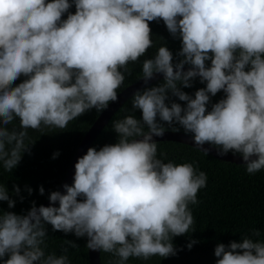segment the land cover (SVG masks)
<instances>
[{
  "label": "clouds",
  "instance_id": "clouds-1",
  "mask_svg": "<svg viewBox=\"0 0 264 264\" xmlns=\"http://www.w3.org/2000/svg\"><path fill=\"white\" fill-rule=\"evenodd\" d=\"M153 21L181 46L175 53L160 46L143 61L144 85L157 74L163 81L132 95L141 118L113 121L116 142L89 147L73 183L50 192L49 206L32 201L23 214L0 208V264H69L68 247L79 245L65 240L64 254L46 255V225L86 238L88 249L117 257L113 264L177 255L173 238L194 224L189 204L199 203L207 175L157 158L154 137L168 129H183L206 155L241 156L248 174L264 169V0H0V167L13 172L31 154L30 130H63L117 101L129 64L153 46ZM197 78L205 87L182 90ZM13 196L25 199L16 184L11 193L0 185L9 209ZM250 232L218 243L215 264H264V241L252 238L261 233Z\"/></svg>",
  "mask_w": 264,
  "mask_h": 264
},
{
  "label": "trees",
  "instance_id": "trees-1",
  "mask_svg": "<svg viewBox=\"0 0 264 264\" xmlns=\"http://www.w3.org/2000/svg\"><path fill=\"white\" fill-rule=\"evenodd\" d=\"M70 11L74 13L75 7L73 6ZM63 18H66V14ZM149 26L153 46L136 63L129 64L131 74L125 73V80L116 90L117 92L142 77L143 61L154 57L160 46L167 45L173 53L180 49V41L171 37L163 21L149 22ZM23 79L24 77H20L15 84H19ZM162 81L163 78L158 79L148 84L147 87L157 86ZM202 87L205 85L201 84L197 78L191 88L182 90L194 94ZM223 96V92L217 93L211 98V103L218 102ZM131 101L132 96L113 114L90 147L99 150L105 144L116 142L117 134L113 131V121L128 115H134L137 119L141 118L142 113L132 109ZM177 102L182 105L185 103L178 99ZM211 103L208 105L209 111ZM99 113L92 109L69 122L63 130L47 128L42 131L30 130L29 137L34 142L31 154L25 153L13 172L4 171L0 167V185H5L11 193L13 184H16L20 187L21 195L25 199L21 203L19 197L13 196V199L17 201L13 209L8 208L7 202H0V208L23 214L31 207L32 201H35L37 205L47 199L51 191H56L84 133ZM165 127L167 128L166 125ZM180 131L183 132V129ZM156 142L158 145L157 158L165 163H192L199 171L206 173L207 186L200 189L197 194L199 203L189 204L194 217V224L189 232L173 238L175 247L182 249L177 252V255L168 258L153 256L148 260L130 257L126 264H215L217 258L214 255V249L218 243L227 245L233 240L239 242L241 237L251 236V229H259L261 233L259 237H252L254 240L264 241V169L255 174H248L245 165L224 161L210 154L206 155L203 151L188 144L171 140ZM57 151L60 155L53 159V153ZM41 185L45 189L44 195L39 194ZM25 186L33 189L31 195L25 190ZM58 206L59 204L56 207ZM46 228L48 233L45 241L46 255L53 252L57 256L64 254L63 248L68 247L64 241L72 240L79 247H68L69 264H90L86 238H77L73 233L66 235L61 231L54 232L51 225H46ZM190 240H195L197 243L189 250L187 244ZM116 259L117 257L111 253L100 251L101 264H113Z\"/></svg>",
  "mask_w": 264,
  "mask_h": 264
},
{
  "label": "water",
  "instance_id": "water-1",
  "mask_svg": "<svg viewBox=\"0 0 264 264\" xmlns=\"http://www.w3.org/2000/svg\"><path fill=\"white\" fill-rule=\"evenodd\" d=\"M187 68H188V66L186 65L185 70H187ZM161 78H163L162 74H157L156 77L149 82V84L158 80V79H161ZM145 86H147V85H144L143 81H141V77L138 78L137 80L131 82L130 84L125 86L123 89H121L119 92H117V96H118L117 101L109 102L108 108L101 111L98 114V116L94 119L92 124L89 126V128L84 133L78 147L76 148V150H75V152L71 158V161H70V164L67 168V171H66L59 187L57 188V190H60L63 192L62 185L65 183H67L69 185L71 184V182L73 181L74 173H75L74 165L77 162V159L86 154L87 149L90 147L91 143L94 141V139L100 133V131L103 129V127L107 124V122L110 120V118L113 116V114L120 108V106L126 100H128L137 90H140ZM154 139L156 141H162V140L177 141V142L185 143V144H188L190 146L197 148L196 145L194 144V142L192 141L191 136L185 135L184 132H182V131L172 132L171 130H167V132L165 133V135L163 137H154ZM204 147H210V146L206 144ZM197 149H199V148H197ZM209 154L213 155L214 157H216L218 159L224 160V161H229V162H233V163H237V164H244L242 157L239 155L234 156V155H232V153H229L224 157H218L216 155L215 149H212L209 152ZM49 204H50V201L47 198L44 201L37 204V207H39L40 205L49 206ZM57 205H58V202L54 206H57ZM88 254H89L90 264H101L100 251H92V250L88 249Z\"/></svg>",
  "mask_w": 264,
  "mask_h": 264
}]
</instances>
